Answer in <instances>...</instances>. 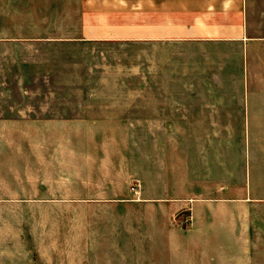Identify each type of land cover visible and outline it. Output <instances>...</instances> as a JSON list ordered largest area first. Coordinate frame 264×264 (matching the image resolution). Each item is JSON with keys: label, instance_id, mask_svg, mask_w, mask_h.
I'll list each match as a JSON object with an SVG mask.
<instances>
[{"label": "rangeland", "instance_id": "obj_1", "mask_svg": "<svg viewBox=\"0 0 264 264\" xmlns=\"http://www.w3.org/2000/svg\"><path fill=\"white\" fill-rule=\"evenodd\" d=\"M252 8L262 32L264 0ZM83 9L82 0H0V264H145L162 240L156 226L190 230L189 209L150 199L183 187L173 170L199 180L200 196L242 191L246 137L172 134L193 97L223 98L221 129L242 128L235 58L179 46L23 44L77 38ZM250 139L261 201L230 221L248 229L231 251L236 264H264V136ZM188 140L205 151L189 163L185 147L193 168L183 169Z\"/></svg>", "mask_w": 264, "mask_h": 264}, {"label": "crops", "instance_id": "obj_2", "mask_svg": "<svg viewBox=\"0 0 264 264\" xmlns=\"http://www.w3.org/2000/svg\"><path fill=\"white\" fill-rule=\"evenodd\" d=\"M82 3L85 9L80 16L81 27L77 38L58 41L26 39L22 40L23 44L28 42L38 48L49 45H104L125 48L126 52L136 47L153 50L161 46H179L189 50L215 49L223 62L228 61L229 64L230 59L235 58L236 67L230 70L237 72L235 80L242 90L239 96L234 97L242 105L238 109L242 128L238 132H223L221 129L223 98L193 97L187 107L183 104L181 115L173 117L172 134L182 138H216L236 134L246 137L242 191L235 193L232 186L229 189L221 186L215 192H222V197H215L213 193L214 197L200 196L199 180L192 182V174L183 171L179 176L173 170L171 182L183 187L169 186L165 198L150 199L167 201L177 211L189 209L190 230L184 232L169 225L156 226V233L158 231V237L160 235L162 240L156 242L152 251L154 257L145 264H236L229 258L231 251L240 247L237 234H245L248 229L244 224L230 221L237 215L244 220L247 211L243 210L261 201L255 198V156L254 149L249 146L253 143L250 138L264 136V97L252 91L264 89V31H257L253 0H82ZM232 47L239 51L230 55L225 50L221 51ZM191 105L198 107L192 108ZM183 144L180 146L183 151L182 165L183 169H189L192 166L187 164V158L190 163L192 154L198 152L201 156L205 147L204 151L200 150L202 142L198 145L194 143L195 150H192L190 140L186 144L183 141ZM230 190L232 195L229 194ZM137 191L134 193L139 195ZM223 191L228 193L224 194ZM147 200L140 199L142 203ZM118 201H122V198ZM241 238L245 239L244 236ZM161 252H168L171 259L165 257L160 260ZM114 264L123 263L119 261Z\"/></svg>", "mask_w": 264, "mask_h": 264}, {"label": "built area", "instance_id": "obj_3", "mask_svg": "<svg viewBox=\"0 0 264 264\" xmlns=\"http://www.w3.org/2000/svg\"><path fill=\"white\" fill-rule=\"evenodd\" d=\"M132 191H135V189L133 188Z\"/></svg>", "mask_w": 264, "mask_h": 264}]
</instances>
